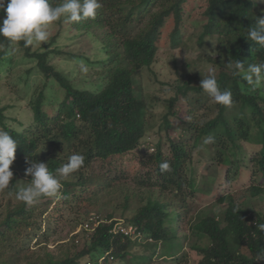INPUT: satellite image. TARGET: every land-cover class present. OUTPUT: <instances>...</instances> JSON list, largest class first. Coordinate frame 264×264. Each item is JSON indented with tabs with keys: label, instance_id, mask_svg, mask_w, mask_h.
<instances>
[{
	"label": "trees",
	"instance_id": "16d2710c",
	"mask_svg": "<svg viewBox=\"0 0 264 264\" xmlns=\"http://www.w3.org/2000/svg\"><path fill=\"white\" fill-rule=\"evenodd\" d=\"M60 2L62 0H50L52 6ZM188 2L189 0H100L102 7L97 10L94 19L67 23L77 26L78 40L86 41L92 34L101 39L99 50L105 54L100 62L103 81L95 91L75 87L50 64V59L60 53L58 50L51 53L32 52V46L24 47L23 41L12 43L7 38L0 37V88L8 85L5 78L11 71L16 54L20 53L17 48L20 46L24 51L22 58L37 61V67L45 79L56 83L63 92L62 101L52 104L48 101L46 87H41L30 102L33 121L23 131L10 127L0 108L1 127L18 144L15 160L10 166L16 169L11 170L17 178L25 175L32 162L48 163L49 170L55 172L67 163L70 155L82 154L85 157L84 165L69 177L61 178L62 195L59 200L67 204L74 191L81 192L78 189L83 190L90 183L85 170L93 164L139 149L142 140L152 130H171L169 118L178 116L176 107L183 100L188 104L191 117L183 131L190 132L191 135L178 144L169 138L173 155L171 159L163 156L159 144L154 153L147 154L150 162L158 163L157 177L153 171L147 181H141L143 187L158 186L162 191H182L185 185L193 188L195 182L188 180L184 169L191 162V152L200 148L207 136H213L214 143L205 148L215 150V159L223 165L228 164L229 169L236 168V164L243 159L246 144L253 151L260 148V168L264 171V84L253 90L243 79V73L234 77L226 67L230 60H240L245 69L249 64L264 62V46L247 38V28L255 23L256 18L261 17L254 12L252 0H208L204 12L207 23L200 43H203L205 37L218 36L216 57L211 58L210 62L220 67L219 72L215 73L220 88L230 90L233 94L232 106L237 110L234 115H226L229 108L227 106L215 104L211 108L212 105L207 103V98L210 97L200 88V81L208 74L183 73L174 83H167L169 89H173V95L165 101L168 102L169 112L161 115L159 126L152 122L155 116L148 120L144 97L138 98L135 94L134 76L142 74L154 64L163 30L169 22L174 25L171 44L174 47L179 45ZM6 5L7 0L5 7ZM5 16L6 13L0 10V23ZM10 49H15V52L10 53ZM164 161L170 163L172 171L160 172L159 165ZM237 173L238 171L233 172L232 180L236 179ZM26 177L19 180L25 179L22 184L24 187L26 181L32 179L31 176ZM18 189L14 187L15 191ZM251 189L252 197L264 194L261 187ZM232 197L222 196L218 199V205H227L222 221L210 212H202L197 216L192 228L193 234L207 242L204 245L195 243L191 247L201 256L197 264H264V260L257 261L258 254H264V231L259 227L264 224V215L255 212V221L250 222L252 214L242 209ZM168 211L169 204L149 197L131 223L156 242H166L169 230L174 232L173 227L169 226L168 229V221L176 215H170ZM49 212L50 210L47 213L45 210L40 211L37 206H29L24 202L6 212L4 219L0 221V264L15 263L14 257L7 260L3 255L9 244L14 246L9 248L14 254L21 252L26 255L24 250L30 247L26 242L29 237L28 229L38 231V221L41 222L40 219H43L45 213L47 217ZM62 215L60 213L59 217ZM114 224L101 223L90 234L89 244L74 256L56 259L53 254L45 253V258L39 259L37 263L80 264L81 260L88 258L91 261L86 264H99L100 258L104 257V264L112 263L113 260L126 261V258L131 257L130 248L133 243L138 242H132L130 236L112 234ZM49 232L50 230H46L44 235ZM35 243L41 244L38 239ZM154 253L142 256L143 263L154 261ZM93 255L99 256L96 261L92 260Z\"/></svg>",
	"mask_w": 264,
	"mask_h": 264
},
{
	"label": "rangeland",
	"instance_id": "374dc122",
	"mask_svg": "<svg viewBox=\"0 0 264 264\" xmlns=\"http://www.w3.org/2000/svg\"><path fill=\"white\" fill-rule=\"evenodd\" d=\"M252 2L254 12L264 17V2ZM207 6L208 0H189L179 45L174 47L171 44L174 25L169 22L163 30L154 64L142 74L137 73L134 76L135 94L138 98L144 97L148 120L155 116L152 122L156 126H159L161 115L169 112L168 102L165 101L173 95V89H169L167 83H174L183 73L205 75L209 74L210 69H214L216 74L219 72L220 67L210 62L216 54L209 55L210 52L215 53L218 36L205 37L203 43H200L207 23L204 15ZM77 30L76 25H69L61 18L48 26V41L34 44L32 52L51 53L55 49L58 50L60 53L50 59V64L75 87L95 91L103 81L100 62L105 58V54L99 50L101 39L92 34L86 41L78 40ZM17 48L20 53L16 54L11 71L5 78L8 85L0 88V108L3 109L9 126L23 131L33 121L30 102L35 93L40 92L41 87H46L48 101L52 104L62 101L63 92L56 83L45 79L37 67V61L31 58L23 59L24 51L20 46ZM84 67L88 69L87 72L82 70ZM207 103L212 105L211 108L216 104L211 98H207ZM176 109L178 116L169 118L172 123L171 130H152L147 134V138L142 140L139 149L114 156L105 162L98 161L85 170L90 183L85 189H78L81 192L74 191L67 204L55 197H41L34 203L40 211L45 210L47 213L50 210L49 215L46 217L45 213L43 219H40L42 221H38V231L28 229L29 237L26 242L30 247L24 250L26 255L21 252L14 254L12 249L9 250L12 245H5L7 249L3 255L7 260L14 257L15 263L12 264H39L37 261L44 259L45 253L53 254L56 259L74 256L89 244L91 233L81 228L89 216L95 214L100 216L102 223L113 221L114 226L129 228L133 225L131 221L149 197L169 204V214L176 215L169 219L167 227H173L174 232L169 230L166 242H156L143 233L132 235V242L138 243H133L130 248L131 257L126 258V261L113 260L109 264H144L142 256H149L152 252H155L152 256L154 261L147 264H197L201 256L191 247L195 243L204 245L207 242L193 234V225L202 212L214 213L218 220L222 221L227 206L226 203L217 204L222 196H233L242 209L252 214L250 222L255 221V212L264 215V194L260 197L251 196L253 187H261L264 190V171L260 168L261 157L258 153L260 148L253 151L248 144L245 145L244 157L236 164L237 167L229 169L228 164L223 165L215 159V150L206 149L207 145L202 143L200 148L191 152V162L184 169L188 180L195 182L193 188L185 185L182 191H162L158 186L145 188L141 185V181H147L153 171L157 173L158 168V163L150 162L147 154L150 155L159 144L163 156L171 159L173 155L169 138L178 144L191 135L190 132L183 131L191 118L188 104L183 100L178 103ZM236 111V108L231 106L226 115L232 116ZM0 130H3L1 125ZM11 169L16 171L13 166ZM236 171V179L232 180L233 172ZM17 177L13 174L9 187L0 191V221L4 219L7 211L10 212L23 203L16 198L14 187H22L25 179L19 180L27 177ZM29 183L27 180L26 186ZM60 213L63 214L61 217ZM108 216L112 218L109 219ZM46 230L50 232L44 235ZM37 239L40 245H36ZM92 257V260L96 261L99 256ZM87 259L81 260L80 264L91 261Z\"/></svg>",
	"mask_w": 264,
	"mask_h": 264
},
{
	"label": "clouds",
	"instance_id": "9594fccd",
	"mask_svg": "<svg viewBox=\"0 0 264 264\" xmlns=\"http://www.w3.org/2000/svg\"><path fill=\"white\" fill-rule=\"evenodd\" d=\"M101 7L100 0H62L56 6H52L50 0H7L6 7L5 0H0V10L6 13L5 18L0 23V37L7 38L12 43L23 41L24 47L46 43L50 36L48 26L53 22L61 18L66 23L80 22L87 18L94 19L97 10ZM247 38L264 46V17L256 18L255 23L247 28ZM213 47L215 46L213 45ZM9 52L14 53L15 49H10ZM212 54L215 55L214 52L209 53V55ZM226 67L231 70L234 77L241 76L243 73V79L253 90L264 84V62L249 64L245 69L240 60H230ZM82 70L87 72L88 69L84 67ZM200 88L216 104L231 107L234 103L232 92L220 88L214 69H210L209 74L200 81ZM202 143L203 145L212 144L214 137L207 136ZM17 146V141L9 132L0 130V191L9 187L13 177L10 166L15 160ZM154 152L155 149L152 153ZM84 161L85 157L82 154L74 153L68 157L67 163L57 168L55 172L49 170L48 163L32 162L25 171V175L31 176L32 179L28 186H22L16 191V198L29 206L36 203L41 197L60 198L62 195L60 191L62 188L61 178H67L80 169L84 165ZM159 170L161 173H165L172 171V168L169 162L164 161L160 163ZM132 227L138 229L135 225ZM259 227L264 231V224ZM138 232L142 234L139 229ZM260 260H264V254H258L257 261ZM104 261L105 257L100 258L98 262L104 264Z\"/></svg>",
	"mask_w": 264,
	"mask_h": 264
},
{
	"label": "built area",
	"instance_id": "2783aa9c",
	"mask_svg": "<svg viewBox=\"0 0 264 264\" xmlns=\"http://www.w3.org/2000/svg\"><path fill=\"white\" fill-rule=\"evenodd\" d=\"M99 217L100 216L92 215L81 228L86 232L92 233L102 223V220ZM111 233L115 235L123 234L125 236H132L138 234L139 232L136 227H132V226H130L129 228H121L118 226H114Z\"/></svg>",
	"mask_w": 264,
	"mask_h": 264
}]
</instances>
